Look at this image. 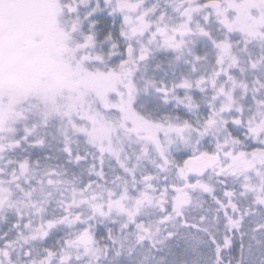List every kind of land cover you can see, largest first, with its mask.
<instances>
[{
    "label": "snow or ice",
    "instance_id": "obj_1",
    "mask_svg": "<svg viewBox=\"0 0 264 264\" xmlns=\"http://www.w3.org/2000/svg\"><path fill=\"white\" fill-rule=\"evenodd\" d=\"M0 264H264V0H0Z\"/></svg>",
    "mask_w": 264,
    "mask_h": 264
}]
</instances>
